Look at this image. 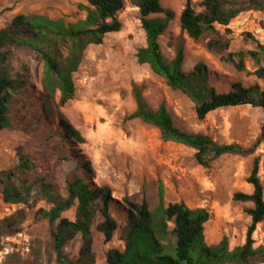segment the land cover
I'll return each instance as SVG.
<instances>
[{
	"label": "rangeland",
	"instance_id": "374dc122",
	"mask_svg": "<svg viewBox=\"0 0 264 264\" xmlns=\"http://www.w3.org/2000/svg\"><path fill=\"white\" fill-rule=\"evenodd\" d=\"M200 1L192 0L196 10H200ZM124 2V8L117 14L121 29L106 33L102 44L86 48L79 68L72 74L73 98L61 108L84 138L83 143L66 144L54 130V120L44 118L38 99L41 63L25 48H14L11 52V73H24L26 84L13 95L10 103L12 129L0 130V172L11 171L14 175L6 182L11 186H30V190L25 201L18 204L4 203L0 196V220L16 211L23 212L20 231L1 237L0 264H55L51 226L38 211L48 210L53 197L66 196L65 180L73 174L82 175L77 168L80 158L89 160L95 171L94 179L88 182L97 187L108 186L112 200L120 201L125 195L137 193L142 183L153 185L161 181L165 205L183 202L189 208H204L209 212L203 231L207 244H215L223 236L230 249L244 242L249 224L245 209L252 203L233 201L231 195L235 191L251 192L252 187L245 178L256 155L259 156L258 176L264 186V139L252 155H222L204 168L196 162L192 148L162 141L155 127L124 118L130 113L128 99L133 101L132 82L144 85L143 95L151 108L165 105L177 128L207 134L218 143L250 146L259 134L264 113L258 107L241 105L219 108L197 119L194 103L186 95L166 86L146 64L137 63L135 53L145 45V36L138 9L128 0ZM184 2L160 0L163 7L175 12L174 19L158 38L164 57L174 56L175 42L180 39L184 45L182 69L185 72L192 70L197 62H203L208 69V83L219 92L227 91L236 81L245 86L257 83L264 89V82L250 74L248 62L244 71H237L230 63L222 62L219 53L208 50L203 41L191 39L180 31L178 15ZM78 3L86 2L0 0V28L17 13H38L53 19L64 17L74 22L84 16L76 8ZM216 28L229 43L226 52L251 48L250 41L244 37L246 32L264 44V12H242L226 27ZM58 96L57 92L55 102ZM18 150L29 156L32 163L29 170H14L19 164ZM74 212L75 205L61 216L73 220ZM111 215L120 225L124 223V213L114 203ZM99 220L97 215L96 222ZM92 235L94 264H106L108 249H123L119 229L108 242L94 226ZM252 237L254 246L264 245V219L256 225ZM79 246L77 235L65 246L67 256L74 258Z\"/></svg>",
	"mask_w": 264,
	"mask_h": 264
},
{
	"label": "trees",
	"instance_id": "16d2710c",
	"mask_svg": "<svg viewBox=\"0 0 264 264\" xmlns=\"http://www.w3.org/2000/svg\"><path fill=\"white\" fill-rule=\"evenodd\" d=\"M76 8L83 11V18L74 22L64 17L49 18L38 13H17L0 28V130L12 129L10 103L12 97L25 87L24 73H11L9 60L14 48L31 51L41 63L38 99L47 121L66 144L71 141L83 143L84 138L67 120L61 108L73 98L72 74L79 68L83 54L89 45H100L106 33L118 32L121 23L117 14L124 8V0H85ZM138 9L140 28L145 36V45L136 50L138 64H146L150 71L163 79L166 86L179 90L195 106L197 119L223 107L249 105L264 113V89L257 83L243 85L236 81L225 92L217 91L208 83L205 63L197 62L192 70L182 69L184 60L183 41L174 45V56L167 59L160 51L158 38L174 19L175 12L165 8L160 0H128ZM196 10L192 0H185L179 12L180 31L189 38L201 40L210 51L220 54V60L230 63L237 71H244L248 62L251 75L264 82V44L250 33H244L251 48H239L226 52L229 43L223 39L216 26L226 27L237 15L247 11L264 12V0H201ZM151 15H155L151 17ZM226 52V53H225ZM23 72L26 67L23 66ZM144 85L131 83V96L135 108L125 120L137 119L155 127L162 141L175 142L192 148L196 162L208 168L216 158L230 154L252 155L264 139V119L255 141L248 147L236 143H218L209 135L186 132L177 128L163 103L151 108L143 95ZM59 93L55 102V94ZM19 164L15 171L32 168L27 154L18 150ZM82 175L73 174L65 180L64 198L53 197L48 210L39 209L41 216L51 226V240L55 264H94L92 227L108 242L119 229L123 249L110 248L105 253L106 264H264V245L254 246L252 237L256 225L264 219V186L258 176L259 156H254L250 171L245 178L252 190L250 193L235 191L231 199L250 202L245 209L249 224L244 242L229 248L223 236L215 244L204 240V224L210 217L204 208H189L183 202L164 204L163 184L142 183L137 193L125 195L120 201L111 199L108 186H94L88 182L95 171L87 159L77 162ZM14 174L0 172V196L4 203L18 204L25 201L30 186H11L6 180ZM118 205L124 213V223L119 224L111 215V204ZM75 205L74 219L61 214ZM97 215L100 220L96 222ZM23 212L16 211L0 220V244L3 235L20 231ZM77 235L80 246L77 255L69 258L65 246Z\"/></svg>",
	"mask_w": 264,
	"mask_h": 264
},
{
	"label": "crops",
	"instance_id": "0c3cea01",
	"mask_svg": "<svg viewBox=\"0 0 264 264\" xmlns=\"http://www.w3.org/2000/svg\"><path fill=\"white\" fill-rule=\"evenodd\" d=\"M128 106H129V112L131 113L135 108L134 101H132L131 99H128ZM246 193H250V192H246Z\"/></svg>",
	"mask_w": 264,
	"mask_h": 264
}]
</instances>
